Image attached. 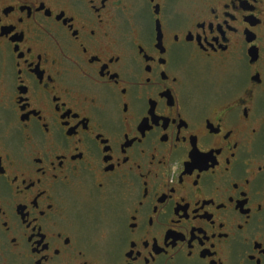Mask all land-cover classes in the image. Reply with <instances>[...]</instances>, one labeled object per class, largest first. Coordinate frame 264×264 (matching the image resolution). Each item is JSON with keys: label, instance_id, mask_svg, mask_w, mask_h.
I'll return each instance as SVG.
<instances>
[{"label": "flooded vegetation", "instance_id": "flooded-vegetation-1", "mask_svg": "<svg viewBox=\"0 0 264 264\" xmlns=\"http://www.w3.org/2000/svg\"><path fill=\"white\" fill-rule=\"evenodd\" d=\"M0 264H264V0H0Z\"/></svg>", "mask_w": 264, "mask_h": 264}]
</instances>
